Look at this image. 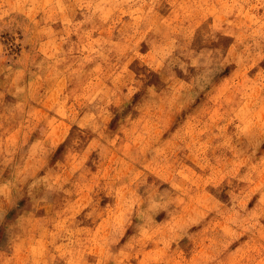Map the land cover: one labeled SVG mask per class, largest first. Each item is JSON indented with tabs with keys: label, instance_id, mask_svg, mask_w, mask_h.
<instances>
[{
	"label": "rangeland",
	"instance_id": "rangeland-1",
	"mask_svg": "<svg viewBox=\"0 0 264 264\" xmlns=\"http://www.w3.org/2000/svg\"><path fill=\"white\" fill-rule=\"evenodd\" d=\"M0 264H264V0H0Z\"/></svg>",
	"mask_w": 264,
	"mask_h": 264
},
{
	"label": "bare ground",
	"instance_id": "bare-ground-1",
	"mask_svg": "<svg viewBox=\"0 0 264 264\" xmlns=\"http://www.w3.org/2000/svg\"><path fill=\"white\" fill-rule=\"evenodd\" d=\"M59 224V223H58ZM55 225V224H54ZM55 232V231H54Z\"/></svg>",
	"mask_w": 264,
	"mask_h": 264
}]
</instances>
